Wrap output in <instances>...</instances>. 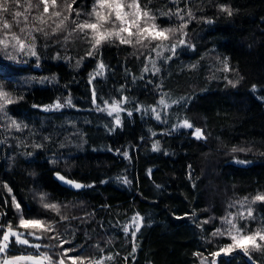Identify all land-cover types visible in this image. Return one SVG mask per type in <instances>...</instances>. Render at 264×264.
Here are the masks:
<instances>
[{
    "label": "trees",
    "instance_id": "1",
    "mask_svg": "<svg viewBox=\"0 0 264 264\" xmlns=\"http://www.w3.org/2000/svg\"><path fill=\"white\" fill-rule=\"evenodd\" d=\"M87 3L94 0H75L71 16L77 6L88 12ZM139 4L177 33L147 49L118 38L93 51L83 36L40 35V61L0 57V84L15 97L7 110L26 128L0 125V237L18 227L20 211L46 216L39 194L81 207L52 243L61 250L63 238L83 264L103 255L107 264H203L229 245L213 235L225 217L243 214L237 225L264 228V200L255 199L264 196V0ZM112 102L122 106L119 123ZM58 174L84 189L62 187ZM134 217L138 231L129 229ZM33 253L14 241L7 251ZM248 253L264 264V246ZM219 264L248 263L231 256Z\"/></svg>",
    "mask_w": 264,
    "mask_h": 264
},
{
    "label": "rangeland",
    "instance_id": "2",
    "mask_svg": "<svg viewBox=\"0 0 264 264\" xmlns=\"http://www.w3.org/2000/svg\"><path fill=\"white\" fill-rule=\"evenodd\" d=\"M124 3H128L130 2V0H123ZM96 0H94V3H90L88 5L87 3V8H89V11H83L80 10L84 8L83 6H77L76 7V11L77 12H81V17H79L80 19H76L74 17L76 16H71L73 14V12H75L74 8H72L75 4V2L73 3V0H56V6L53 7L51 5V0H49V11L47 13H45L43 11L44 8V4L42 3V0H12V4L15 6L12 10V12H10L8 10V6H7V0H0V4H6L7 7V11H0V39L6 40V42L8 43V52L12 53V56L14 57V59H10L5 51L0 50V57L4 58V59H9L10 61H14L16 63H25V61H28L29 59H36V60H41L40 56H39V50H38V43H39V36L40 35H44V36H48L49 34L52 36L53 35H62L64 37V40H71V38H73L74 36L78 37H85L86 40L88 41V43L90 44L92 51L95 50L96 48H93V43L94 41L92 40V35L90 30L85 29L84 31L79 30L76 25L78 23H81L85 20H94L95 17L94 16H90L89 13H92V9L93 6L95 5ZM68 5H71V8L68 7ZM124 11H129L128 8H124ZM16 12H20L21 15L20 16H16L15 13ZM54 12H59L60 15L56 16L53 15ZM79 12V13H80ZM83 14V16H82ZM34 15V16H32ZM32 16V17H31ZM54 16L56 18H54ZM67 16L68 19L64 20V17ZM10 17V18H9ZM37 17H39L37 19ZM20 18V20H19ZM110 19H114V15L112 17H110ZM64 21V23L57 28V25L60 24V21ZM73 21H75V23H73ZM4 22H7L10 27L9 28H4L3 24ZM155 23V21H154ZM141 24L143 25V20L141 21ZM13 25L17 26L18 28H15ZM117 28L119 27V22H116ZM156 25V23H155ZM55 26V27H54ZM106 27H111L110 24H106ZM158 26V25H157ZM21 29H23V31H21ZM55 30V31H54ZM159 30H161V28L158 26L157 28V32H159ZM133 32H135V29H132ZM29 33H31V35H29ZM177 33V32H176ZM13 34H15L16 36L20 37L21 41L25 44V47L23 50L19 49V45H16V48L14 49L12 47V45L16 44V41L12 39ZM168 33H166L165 35H167ZM123 36H125L128 39H132L133 40V47L132 48H143V49H147L148 47H150V45L152 44L153 41H156L158 39H163L164 37H158L157 39H145L143 40L142 44H136L135 40H136V36L133 35L131 37L128 36L127 33H122ZM149 35H156V33H150ZM33 37L35 38L33 40ZM61 37V36H60ZM116 39H118V37H116L115 35H113L111 38L104 40L102 43H104L105 41H114ZM75 40V39H74ZM29 45H33V47L31 48V50L29 49ZM144 45H147L146 47ZM0 49H3V45H0ZM91 51V52H92ZM32 52H35V55L32 54ZM90 55V54H89ZM100 69V68H99ZM0 86H2V90L8 93L9 98H11L12 100L15 99V97L13 96V94L10 91H6L3 87L2 84H0ZM0 104H4L3 100H0ZM12 103L9 104H4V108L2 111H0V125L2 126V128H6L9 131L13 132V131H21L24 132V130L26 129L25 126L23 124H21L20 122H17L13 117L11 118L9 111L7 110L9 108V106ZM96 107H97V103H95ZM56 107V106H55ZM108 108V112H111L112 116L114 117V119L117 121V117H119V120L121 118V114L123 112L122 106L119 105L120 109L119 111H113L111 108V104L106 106ZM57 108V107H56ZM59 108H62L61 106ZM58 109V108H57ZM16 121V123L19 125V130H17L16 127L12 126V121ZM43 194H39L36 195V204L39 206V208L45 212H47L45 217H42L41 220L45 221L46 224H50L51 225V229L48 232H41L39 230L36 229H32V228H22L18 227L14 230L18 231L19 233H23V237L22 238H26L29 241V246L30 245H34V244H40L42 245V247L40 249H36L33 247V254H28V255H33V256H38L39 253H47L52 261L53 264H57L58 261H60L61 259L64 260V264H72V260L70 259L71 257H80L83 259V255H79L78 254V250L74 251L73 248H67L68 244L63 242V238L61 239V246L62 249H57L55 244L52 243V241L55 239V234L57 235V233H60L62 231H60L63 227L66 228H71L70 224H72V222L77 221V219H75L74 215H77L79 213V210L81 209V207L79 206V204L77 203H65V204H58L53 202L51 199L46 198V202L47 203H51V204H56L59 206V213H57L56 211L51 210L50 208H45L43 206V204L40 202V196ZM18 210V208H17ZM82 210V209H81ZM239 214V213H238ZM20 217H21V211H20ZM64 217V218H62ZM237 216L234 215V213H232V215L229 217V219H233V222L235 223L238 219L242 222L245 220L242 219L243 214L240 215V217L237 219ZM20 219V218H19ZM25 219H30V218H25ZM31 219H38L35 217H31ZM58 219V220H56ZM239 221V224L237 225L238 228L242 229L243 234L247 235L249 233L255 232L256 230H249L247 228H245L244 226H241V222ZM142 223V219L139 217H136V219H132V221L130 222L129 225V229H133L132 231H136L137 229L140 228ZM227 226L225 224L222 225V227L220 228L221 230H223L224 228H226ZM29 232H34L35 235L41 236L42 238L37 240L35 239V236H30L28 235ZM68 234V232H67ZM65 234V235H67ZM218 237L222 236V238H226L228 237L227 235H219L217 234ZM46 237H54V238H49L47 239ZM2 238V236L0 237ZM229 241V244H232V241L227 238ZM11 241H15V237H10ZM60 240V238L58 239ZM67 240V239H66ZM45 241L47 244H45ZM258 244H261L262 246L259 248L261 249L264 246V242L257 240ZM10 245V244H9ZM44 245H47V247H44ZM32 247V246H31ZM66 249H72V251H68L67 255H64L65 250ZM247 250L246 252H252L255 251L256 248H253L251 243L247 240L241 241L240 245L238 247L233 248L231 251H229L227 254H225L224 252H221L220 255L224 254V255H230V256H234V252L237 250ZM90 254V252L88 253ZM4 254L0 253V264H2V259H3ZM20 256H27V255H20ZM91 256V255H90ZM10 257V256H9ZM109 256L107 255H103V256H99L98 258L94 259V263L92 264H96L97 261L102 262V264H107V260ZM238 257V256H237ZM240 257V256H239ZM87 259V258H85ZM212 260H210V262L205 261L203 264H212ZM22 264H30V262H22ZM76 264H80V260L76 261Z\"/></svg>",
    "mask_w": 264,
    "mask_h": 264
},
{
    "label": "snow or ice",
    "instance_id": "3",
    "mask_svg": "<svg viewBox=\"0 0 264 264\" xmlns=\"http://www.w3.org/2000/svg\"><path fill=\"white\" fill-rule=\"evenodd\" d=\"M75 0H73V3ZM42 3L44 4L43 11L47 13L49 11V0H42ZM51 5L53 7L56 6V0H51ZM69 8H71V5H68ZM128 8L129 11H124V8ZM0 11H7L6 4H0ZM231 14V13H229ZM15 15L18 17L21 15L20 12H16ZM53 15L59 16V12H54ZM80 13L77 12V16H79ZM90 16H94V20H85L81 23H78L76 27L84 31L85 29L90 30L92 35L93 48L98 47L104 40H107L111 38L113 35L118 37L120 39V42L123 44H132L133 41L131 39L126 38L122 35V33H127L129 37L135 35L136 44H142L143 40L145 39H157L158 37H164L165 39L167 36L165 35L168 32H172L173 34L177 31V29H161L159 32H157L158 26L155 25V17L150 15L147 10H142L139 4V0H130L128 3H124L123 0H96L95 5L93 6L92 13H89ZM114 15V19H110ZM176 15H179L176 13ZM190 15V14H189ZM181 20H183V17H179ZM68 17L65 16L64 20H67ZM143 20V25L141 24V21ZM119 22V27L117 28L116 22ZM64 21H60V24L57 25V28H59ZM75 23V21H73ZM106 24H110L111 27H106ZM4 28H9L10 25L7 22H4L3 24ZM184 27H186V24L180 25V30H182ZM132 29H135V32L132 31ZM23 31V29H21ZM55 31V30H54ZM150 33H156V35H149ZM31 35V33H29ZM12 39L16 41V44L12 45V47L15 49L16 45H19V49L23 50L25 47V44L21 41L20 37L13 34ZM35 38L33 37V40ZM180 43H183V41H180ZM0 45H3V50L5 51L6 55L10 59H14L11 52H8V43L6 40L0 39ZM145 47L147 45H144ZM33 45H29V49ZM175 45H173L170 49V51L175 54ZM33 55H35V52H32ZM91 54V53H89ZM155 66V65H154ZM101 69L104 68L103 63L99 65ZM0 71H6V69L0 68ZM158 71V69H157ZM0 100L4 101V104L13 103L14 101L9 98L8 93L2 90V86H0ZM126 100V98H125ZM70 103V101H69ZM108 103L107 101L105 102ZM4 104H0V111L3 110ZM159 104L167 107L168 104L164 98H161L159 101ZM61 105L57 103L56 107L59 108ZM111 108L113 111H119L122 110L119 107V102H112ZM103 110V109H101ZM153 112H155V109H152ZM112 113L109 112V115ZM131 115V113H129ZM157 119H160V116L157 115ZM117 123H119V117L116 118ZM12 126L16 127L17 130H19V125L16 123V121H12ZM184 127L192 128L193 125L189 123L187 120L183 122ZM195 135L197 138H201V131L200 129L195 130ZM154 146V150H155ZM233 151H237V149H233ZM240 163H243V161H240ZM60 179H64L63 177H60ZM66 183H72L71 181H65ZM76 188L82 187L80 184H74L73 185ZM256 200H264V196H256ZM40 202L43 204L45 208H50L53 211H56L59 213V206L56 204H51L46 202V198L44 195L40 196ZM243 206V204H241ZM17 208H19V205L17 204ZM231 215V214H229ZM252 215L251 209L248 210V217L250 218ZM64 218V217H62ZM134 220L136 217L133 218ZM223 224H225L227 227L223 230L217 229L216 232L213 235H227L228 238L232 241V244L225 245L223 248L220 249L218 252L212 253L213 256H219L220 252H224L227 254L229 251H231L233 248L238 247L240 245L241 241L247 240L251 243L253 248L259 249L262 245L257 243V240L264 242V228H258L255 232L249 233L247 235L243 234L242 229L237 227V224L233 222V219H229L225 217L223 219ZM2 227V226H0ZM19 227L22 228H32L39 230L41 232H48L51 229L50 224H46L45 221L41 219H25L23 215H21L19 219ZM138 231V229H137ZM28 235L35 236V239L39 240L42 237L35 235L34 232H29ZM134 235V233H133ZM10 237H15V243L21 244V245H28L29 241L26 238L23 237V233H19L16 230H13L11 224L7 226V230L2 233V238H0V253H3V259L2 264H22V262H30V264H53V261L51 257L47 253H39L38 256L33 255H27V256H17V257H9L7 255V251L9 248V244L12 242L10 240ZM54 238V237H49ZM37 250L42 247L40 244H34L30 245ZM44 247H47V245H44ZM68 251H72V249H66L64 255H67ZM245 251H247L245 249ZM111 259V257H108ZM72 264H76L77 260H80V264H83V259L80 257H71ZM57 264H64V260L61 259L57 262ZM96 264H102V262L97 261ZM212 264H216L215 261H212Z\"/></svg>",
    "mask_w": 264,
    "mask_h": 264
},
{
    "label": "water",
    "instance_id": "4",
    "mask_svg": "<svg viewBox=\"0 0 264 264\" xmlns=\"http://www.w3.org/2000/svg\"><path fill=\"white\" fill-rule=\"evenodd\" d=\"M60 177H63L64 179H60ZM56 179H57L58 183L64 188H67V189H70V190H73V191H78V190L84 189V184H82L80 182H77V181H74V180H71V179H68V178L64 177L63 175H61V174H58L56 176ZM65 181H71L72 183H66ZM74 184H80L82 187L76 188V187L73 186ZM234 256L242 257L248 264H256L254 262V260L252 259L251 255L249 253H247L246 251L242 250V249L235 251L234 252ZM230 257H231L230 255L222 254V255H219V256L215 257L213 259V261H215L216 264H219V261L221 259H230Z\"/></svg>",
    "mask_w": 264,
    "mask_h": 264
}]
</instances>
